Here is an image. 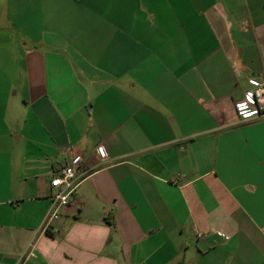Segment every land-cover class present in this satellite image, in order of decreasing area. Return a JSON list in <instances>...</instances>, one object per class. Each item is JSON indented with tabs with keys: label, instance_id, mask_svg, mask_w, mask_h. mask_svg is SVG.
Masks as SVG:
<instances>
[{
	"label": "crops",
	"instance_id": "crops-1",
	"mask_svg": "<svg viewBox=\"0 0 264 264\" xmlns=\"http://www.w3.org/2000/svg\"><path fill=\"white\" fill-rule=\"evenodd\" d=\"M260 75L264 0H0V264H264Z\"/></svg>",
	"mask_w": 264,
	"mask_h": 264
},
{
	"label": "built area",
	"instance_id": "built-area-1",
	"mask_svg": "<svg viewBox=\"0 0 264 264\" xmlns=\"http://www.w3.org/2000/svg\"><path fill=\"white\" fill-rule=\"evenodd\" d=\"M248 86L243 91L242 97L235 102L236 111L243 122L258 121L264 118V75L247 77ZM99 154L107 156V151L103 145L97 147ZM84 156L80 153L71 156L69 162L52 172L51 186L53 192L50 195L53 206L46 218V227L57 219L60 215V208L70 203L75 196L81 173V165ZM198 238L203 237L201 231L196 232ZM33 245H30V251L24 253L17 264H24L27 257L31 254Z\"/></svg>",
	"mask_w": 264,
	"mask_h": 264
}]
</instances>
